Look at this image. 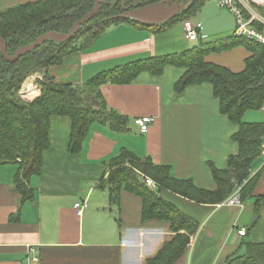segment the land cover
Wrapping results in <instances>:
<instances>
[{
    "label": "crops",
    "instance_id": "1",
    "mask_svg": "<svg viewBox=\"0 0 264 264\" xmlns=\"http://www.w3.org/2000/svg\"><path fill=\"white\" fill-rule=\"evenodd\" d=\"M28 1L35 0H0V10ZM209 1L191 17L203 26L199 43L224 39L235 25L226 8ZM153 18L146 24L159 23ZM140 20L145 23L148 17ZM114 27L88 49L67 54L48 74L57 82L79 84L138 59L180 52L194 41L185 37L181 22L162 32L128 24ZM208 55L205 59L214 62ZM247 55L245 50L242 63ZM181 72L167 66L156 77L142 72L129 84H103L107 105L129 118L130 131L115 133L93 124L78 154L67 151L69 119L52 117L41 170L28 182L33 199L21 202L14 185L18 164H0V264H146L157 253L171 236L168 224L154 219L143 223L141 200L127 191H121L118 209H109L107 193L97 184L106 178L108 160L126 148L137 157L170 166L178 179L189 178L204 189L216 187L208 165L224 168L227 156L236 152L231 139L235 126L220 114L208 83L176 95L173 84ZM140 116L153 118L145 133L133 124ZM263 164L264 157L253 172ZM263 193L262 175L253 194ZM166 197L199 223L187 253L175 264H219L241 251L243 240L264 241V205L256 216L251 200L241 206H218ZM78 201L87 203L80 214L74 208ZM240 228L246 230L245 236L237 234ZM31 247L39 257L36 262Z\"/></svg>",
    "mask_w": 264,
    "mask_h": 264
},
{
    "label": "trees",
    "instance_id": "2",
    "mask_svg": "<svg viewBox=\"0 0 264 264\" xmlns=\"http://www.w3.org/2000/svg\"><path fill=\"white\" fill-rule=\"evenodd\" d=\"M175 1L100 0L98 11L66 41L60 43L48 39L14 62L6 61L0 52V164H18L14 185L21 195V202L33 199L28 182L31 175L41 170L43 154L49 147L52 117H67L70 121L67 140L70 154L81 151L93 124L106 126L115 133L130 131L129 118L107 105L100 89L103 84H129L142 72L156 77L163 73L165 67L173 66L182 70L173 84L176 95L192 85L208 83L211 86L220 114L235 126L231 139L237 145L236 152L227 156L224 168L209 163L216 184L214 189L198 187L189 178L178 179L171 174L170 166L155 164L150 157H137L126 148H121L108 160L106 178H101L97 184L107 193L109 209L117 210L121 191H127L141 200L143 223L154 219L168 224L171 236L155 255L147 258L146 264H175L187 253L191 236L199 226L167 195L196 204H219L237 191L241 203L252 201L256 216L264 205V193L253 194L258 180L264 176V164L253 172L255 165L264 157V119L245 120L248 112L264 109V44L231 34L224 39L201 41L180 52L116 66L79 84L57 82L48 70L60 64L67 54L88 49L111 26L128 24L162 32L193 17L207 0H192L158 24L138 22L128 16L135 8L165 7ZM94 2L35 0L1 9L0 37L4 40L7 54L11 56L18 48L32 43L46 32H68L93 7ZM261 12L264 13V9ZM238 46H243L248 52L240 71H232L205 59L210 53L225 52ZM35 72L43 75L36 80L39 91L19 93L21 83ZM144 176L156 183L155 189L145 184ZM240 245L241 251H236L219 264H264V241L245 239Z\"/></svg>",
    "mask_w": 264,
    "mask_h": 264
},
{
    "label": "built area",
    "instance_id": "3",
    "mask_svg": "<svg viewBox=\"0 0 264 264\" xmlns=\"http://www.w3.org/2000/svg\"><path fill=\"white\" fill-rule=\"evenodd\" d=\"M217 5L228 9L232 14L235 22L232 34L235 37L264 44V13L261 12V9H264V0H217ZM182 27L188 40H199V34L203 28L200 21L187 18L182 21ZM31 84V81L25 84L27 87L25 92L34 91L35 88L32 89ZM152 122L153 118L151 116H140L133 120V124L138 128L140 133H145ZM143 181L150 188H156V183L151 178L144 176ZM217 205L241 206L242 203L239 199V193L236 191L225 202ZM86 206L87 203L84 201H78L74 204V208L78 214ZM244 233L245 230L243 228L237 230V234L240 236L244 235ZM29 253L33 262L38 261L39 257L34 248H29Z\"/></svg>",
    "mask_w": 264,
    "mask_h": 264
},
{
    "label": "rangeland",
    "instance_id": "4",
    "mask_svg": "<svg viewBox=\"0 0 264 264\" xmlns=\"http://www.w3.org/2000/svg\"><path fill=\"white\" fill-rule=\"evenodd\" d=\"M186 1L187 0H176L173 4H170L169 6H165V8L163 9H160V5H158V7L156 8V12H155V15H154V20L153 21H157L159 23L163 22L166 17L169 15L167 13V10L171 11V13H173V7L174 8H181L183 6H185L186 4ZM214 1L215 4L216 3V0H210L209 2H212ZM154 5H151L149 7H139V8H135L133 10H131L128 15L129 16H132L133 18H137L140 19V18H147V17H150L151 16V9ZM166 10V11H165ZM193 19V18H192ZM195 20V19H193ZM140 22V21H139ZM142 22V21H141ZM112 28H115L114 26H111L109 27L108 31L106 32H109L111 30H113ZM199 44V41L198 42H195V41H191L189 46L188 47H192L193 45H198ZM245 48L243 46H238V47H235L233 48L232 52H222V53H210V55L207 56V59H210V60H213L214 62L216 63H219V64H225V65H228L229 67H231L230 69H232L233 71H240L243 69V63H242V55L244 54L245 52ZM42 74L41 73H32V74H29L25 80L21 83L20 85V88H19V93L21 92H25L27 90V87L25 86L26 83H30L31 81V87L32 89L35 88L34 90L36 91H39L38 90V87L36 85V80L37 79H40L42 78ZM34 91V92H35ZM253 114V115H251ZM264 119V109L262 110H259V111H255V112H250V113H247L245 115V120L247 121H257V120H263ZM138 130V128H137Z\"/></svg>",
    "mask_w": 264,
    "mask_h": 264
},
{
    "label": "water",
    "instance_id": "5",
    "mask_svg": "<svg viewBox=\"0 0 264 264\" xmlns=\"http://www.w3.org/2000/svg\"><path fill=\"white\" fill-rule=\"evenodd\" d=\"M191 2H192V0H187L185 6L189 5ZM99 3H100V0H95L93 7L84 16H82L80 19H78L72 25V27L68 30V32H66V33L46 32L44 34H41L32 43L18 48L11 56L7 54L4 40L0 37V52H1V55L3 56V58L6 61L14 62L19 56H21L22 54L33 50L34 48L38 47L39 45H41L44 41H46L48 39H53V40H56L57 42H60V43L66 41L67 39H69L73 34H75L78 31L79 27L82 24L87 22L98 11L99 6H100ZM157 7H158V5H154L152 7L151 16L148 17V20H146L145 23H149L151 21V19L154 16V13H155V10H156ZM183 7H181V8L180 7L179 8L176 7L175 9H173V10H175L174 13L179 12ZM160 9H163V8L161 7ZM169 12L170 11L167 10L168 14H169ZM129 17L136 20V18H133L132 16H129ZM136 21H138V22L140 21L141 22V20L138 19V18H137ZM142 22H143V20H142Z\"/></svg>",
    "mask_w": 264,
    "mask_h": 264
},
{
    "label": "flooded vegetation",
    "instance_id": "6",
    "mask_svg": "<svg viewBox=\"0 0 264 264\" xmlns=\"http://www.w3.org/2000/svg\"><path fill=\"white\" fill-rule=\"evenodd\" d=\"M162 8H165V7H163V6H161ZM166 9V8H165ZM173 9H175L174 7H173ZM174 14V11H173V13H171V11L169 12V17L171 16V15H173ZM38 87V86H37Z\"/></svg>",
    "mask_w": 264,
    "mask_h": 264
}]
</instances>
